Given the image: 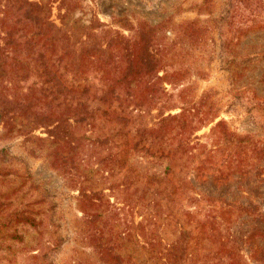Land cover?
Masks as SVG:
<instances>
[{
  "label": "rangeland",
  "instance_id": "obj_1",
  "mask_svg": "<svg viewBox=\"0 0 264 264\" xmlns=\"http://www.w3.org/2000/svg\"><path fill=\"white\" fill-rule=\"evenodd\" d=\"M58 5L59 0L51 3L49 20L59 26L65 9ZM64 7L69 10V23L76 21L96 35L82 36L75 44L82 39L87 44L96 40L102 43L98 45L105 53L116 54L119 49L116 40L109 42L111 35L131 42L140 39L144 29L150 27V50L161 56L160 66L150 79L158 77L155 92L151 93L154 97L148 106L131 103L126 107L127 121L117 124L113 119L96 117L94 127H77V133L87 138L73 154L78 164L76 175L54 167L50 151L54 146L43 126L31 128L16 123L7 127L0 122V150L6 151L9 161L0 174V264H117L103 261L91 246L84 233L91 226L84 217L85 210L102 211V219L96 220L99 227L108 225L131 232L132 222L142 220L141 201L152 195L153 188H143L144 178L128 187L118 185L120 175L109 170L112 164L104 158L106 148L94 141L95 137L101 132L107 136L119 132L133 139L137 126L156 127L161 117L187 109L195 115L205 113L211 120L197 130L186 129L198 155L188 167L176 159L167 172L168 186L178 185L175 174L180 170L187 171L193 180V188L177 191L175 210L181 207L203 216L211 202L208 197L193 199L200 197L196 191H201L220 194L237 203L252 202L264 215V152L261 174L246 173L245 143L240 140L249 134L264 149V0H66ZM9 12L5 13L9 16ZM107 42L113 46L105 47ZM93 82L97 84V80ZM30 83L31 79L21 82V90L26 91ZM218 121L224 122L223 128L216 129ZM163 127L174 132L180 129L174 119ZM222 131L232 134L230 141L224 140ZM172 143L176 145L177 141ZM203 145H207L205 151ZM211 148L212 168L219 169L223 163L221 169L226 175L222 179H214L210 168L205 174L193 169ZM115 150L116 147L110 149ZM142 154L131 155L133 165L144 174L163 176L169 160ZM37 187L47 190L55 204L52 208L46 202L39 203ZM82 190L88 195L97 190L102 203L87 208L81 200ZM134 191L145 198L139 200ZM110 204L115 205L111 208ZM212 205L220 218L218 211L222 209L217 208V203ZM19 211L24 214L14 215ZM27 216L31 220H22ZM248 225L251 221L244 216L226 223L234 230ZM256 225L264 231V219ZM159 229L160 226L158 232ZM132 232L136 234L138 229ZM138 239L143 240L142 236ZM258 241L264 246V239ZM144 258L139 254L137 263L126 260L118 264H145ZM244 258L246 264H259L249 255Z\"/></svg>",
  "mask_w": 264,
  "mask_h": 264
},
{
  "label": "trees",
  "instance_id": "obj_2",
  "mask_svg": "<svg viewBox=\"0 0 264 264\" xmlns=\"http://www.w3.org/2000/svg\"><path fill=\"white\" fill-rule=\"evenodd\" d=\"M54 1L0 0V122L7 127L16 123L31 128L43 126L54 146L50 150L54 167L76 175L79 173L75 170L78 164L73 154L87 138L85 134L77 133V127H94L96 117H107L118 124L119 121H127L128 114L124 110L131 103L142 107L150 105L158 78L150 81L151 74L160 66L161 56L150 50L153 40L150 27L144 29L140 39L131 42L111 35L109 42L116 40L121 46L116 48V54L105 53L106 50L99 46L102 43L96 40L87 44L82 39L75 44L82 36H93L94 31L76 21L69 23V10L64 7L66 0H59L58 7L65 9L60 15L61 25L53 23L49 20V13ZM8 11L9 16L5 13ZM77 29L79 31L75 33ZM111 46L107 42L105 47ZM29 79L31 83L23 92L20 83ZM96 80L97 84L93 82ZM93 100L95 104H91ZM192 112L187 109L177 115L161 117L156 127L137 126L133 139L128 140L125 133L119 132L108 136L101 132L95 137L94 141L106 148L107 156L104 158L110 159L112 164L109 170L120 175L118 185L128 187L144 178L143 188H153L152 195L146 199L134 191L139 200L144 199L141 201L142 220L130 225L132 231L138 229L136 234L118 231L108 225L99 227L96 220L98 217L102 219V211L91 213L90 209L85 210L84 217L91 226L84 229V233L103 261L118 264L133 260L137 263L138 255L142 254L145 264H246L244 256L249 255L257 263L264 264V246L258 241L264 239V231L256 225L264 215L256 204L237 203L220 194L196 191L200 197L193 199L201 201L208 197L212 209L199 217L194 211L174 208L177 191L193 188V180L187 171L180 170L175 174L178 185L171 183L173 187L168 186L170 178L167 172L176 159L181 166L188 167L198 155L193 151L196 146L189 143L186 129L197 130L211 120L205 113L195 115ZM173 119L180 125L175 132V129L163 127ZM223 124V121H218L216 129L223 128ZM231 135L222 131L225 141H230ZM174 140L177 144L171 145ZM240 140L245 143V172L260 175L264 149L249 134ZM206 146L203 145L204 151ZM113 147L117 150L112 152L110 149ZM138 152L167 158L169 163L163 176L139 171L130 161L131 155ZM212 153L213 148L200 158L193 169L205 174L210 168L214 179H222L226 175L221 169L223 163L219 169L212 168ZM5 157L6 151L0 150V174L9 162ZM37 189L39 203L46 202L52 208L55 204L51 203L47 190ZM81 197L87 208L102 203L97 190L89 195L82 190ZM214 203L222 209L218 211L220 218L215 215ZM114 205L110 204V207ZM23 214V211L14 212L17 217ZM239 216L249 219L251 225L235 230L226 226L228 221ZM22 220L31 218L27 216ZM158 226L161 228L159 232ZM167 232L170 235H166ZM139 236H142V241Z\"/></svg>",
  "mask_w": 264,
  "mask_h": 264
}]
</instances>
